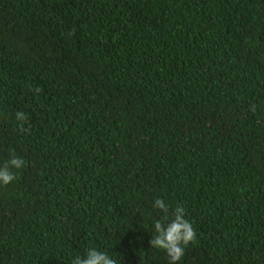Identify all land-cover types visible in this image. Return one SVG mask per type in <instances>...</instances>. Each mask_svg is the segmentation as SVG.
Wrapping results in <instances>:
<instances>
[{"label":"trees","instance_id":"trees-1","mask_svg":"<svg viewBox=\"0 0 264 264\" xmlns=\"http://www.w3.org/2000/svg\"><path fill=\"white\" fill-rule=\"evenodd\" d=\"M13 150L0 264H169L157 197L196 232L178 264H264V0H0Z\"/></svg>","mask_w":264,"mask_h":264},{"label":"clouds","instance_id":"clouds-1","mask_svg":"<svg viewBox=\"0 0 264 264\" xmlns=\"http://www.w3.org/2000/svg\"><path fill=\"white\" fill-rule=\"evenodd\" d=\"M33 91L38 95L42 89L35 88ZM15 118L19 122L21 132L30 131V126L25 128L28 117L24 112L17 111ZM25 164V159L16 155L13 150L10 158L0 164V185L7 186L16 180L13 170L22 169ZM153 207L159 209L164 215L161 219L154 220L155 235L149 243L152 248L166 252L169 264H178L185 255V248L196 241L193 225L185 219L186 212L183 206L175 207L172 219H169V205L163 199L157 197ZM71 264H118V260L107 252L90 247L86 250V255L75 256Z\"/></svg>","mask_w":264,"mask_h":264}]
</instances>
